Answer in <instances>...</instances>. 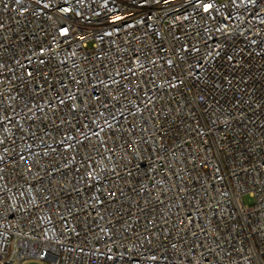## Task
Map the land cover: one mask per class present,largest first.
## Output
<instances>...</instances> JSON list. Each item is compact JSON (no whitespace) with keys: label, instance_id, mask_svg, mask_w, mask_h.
Returning <instances> with one entry per match:
<instances>
[{"label":"built area","instance_id":"obj_1","mask_svg":"<svg viewBox=\"0 0 264 264\" xmlns=\"http://www.w3.org/2000/svg\"><path fill=\"white\" fill-rule=\"evenodd\" d=\"M28 263L264 264V0H0V264Z\"/></svg>","mask_w":264,"mask_h":264},{"label":"rangeland","instance_id":"obj_2","mask_svg":"<svg viewBox=\"0 0 264 264\" xmlns=\"http://www.w3.org/2000/svg\"><path fill=\"white\" fill-rule=\"evenodd\" d=\"M243 202L245 204L252 205V204H254V199L252 197H250L249 195H245L243 197ZM28 264H38V263H28Z\"/></svg>","mask_w":264,"mask_h":264}]
</instances>
